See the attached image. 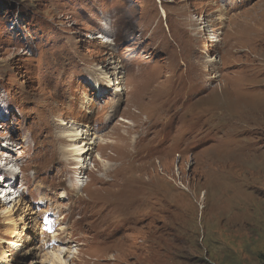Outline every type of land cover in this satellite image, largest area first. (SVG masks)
<instances>
[{
	"label": "rangeland",
	"instance_id": "obj_1",
	"mask_svg": "<svg viewBox=\"0 0 264 264\" xmlns=\"http://www.w3.org/2000/svg\"><path fill=\"white\" fill-rule=\"evenodd\" d=\"M6 155L0 264H264V0H0Z\"/></svg>",
	"mask_w": 264,
	"mask_h": 264
},
{
	"label": "bare ground",
	"instance_id": "obj_2",
	"mask_svg": "<svg viewBox=\"0 0 264 264\" xmlns=\"http://www.w3.org/2000/svg\"><path fill=\"white\" fill-rule=\"evenodd\" d=\"M207 26L208 25H206L204 27H207ZM197 34H199V33L197 32L196 35ZM106 41H108V40H106ZM214 41L218 42L220 40L214 39ZM209 62L212 64L218 63L217 59H216V61H215V59H211ZM107 64H108V66H110L109 68L112 67L111 68L113 70L112 74L115 75L117 73L116 75H118V76H116V78L118 81H116V82H119L118 83V85H119L121 83V80H120L121 78L119 77L120 67L118 65L113 67L112 63H110V62H108ZM104 75H106V74H104ZM106 79H108V80L111 79V77H109V74L106 75ZM116 82H115V84H117ZM94 86H98V84H95ZM116 91L119 92V91H123V90L120 89V87H117ZM85 130H81V129L79 130L78 128L74 127V128H71V130L69 132H67V134H66L68 141L71 143V144L69 143L70 144V151H72V154H74L76 156V158H75L76 160L74 159V161L77 163V166L79 167V169L87 168L86 166L88 165L89 157L91 156V154L93 152V147L95 146L96 140L99 139L98 136H95V138H93L94 137L93 134H91L90 131H85ZM7 157L10 159L12 156L8 155ZM13 161L15 162L14 157H13ZM13 161L10 160V162L7 163L8 167L13 165L12 164ZM6 162H7V159H6ZM86 185H87V183L85 184V186ZM3 186H5V188H2V191L4 190L6 192V194L3 195V192L2 193L0 192V207H2L3 210H5V213L8 214L9 216L15 214L17 211L22 212L21 202H20L21 199L16 197L18 195V193L16 192L17 193L16 194L13 189L6 188V186H7L6 184H4ZM10 190H11V192H10ZM23 209H25V208H23ZM23 217L26 219L20 218V221L21 220L22 221L23 220H29L32 222L35 220L34 213L24 212ZM10 221L12 222V220H10ZM11 222H10V224H11ZM9 245H11L13 248L14 247L19 248L21 246L20 243L15 242V241H11L9 243ZM51 247H49V248L53 249V251H50L49 253L45 254L46 258H44L42 264H71L70 263L71 260H73L76 257V255H78L75 247L73 248V246L68 247V248L67 247L61 248V246H60V247H58L59 249L55 248L53 246H51ZM49 248H48V251H49ZM37 263L38 262H33V264H37Z\"/></svg>",
	"mask_w": 264,
	"mask_h": 264
}]
</instances>
